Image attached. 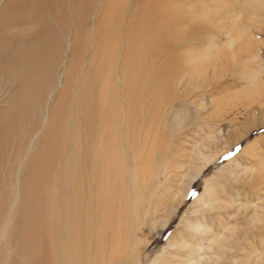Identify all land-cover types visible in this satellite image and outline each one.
I'll use <instances>...</instances> for the list:
<instances>
[{
	"label": "bare ground",
	"instance_id": "obj_1",
	"mask_svg": "<svg viewBox=\"0 0 264 264\" xmlns=\"http://www.w3.org/2000/svg\"><path fill=\"white\" fill-rule=\"evenodd\" d=\"M101 1L103 4L105 2V7L99 4ZM127 1L125 3L129 11L126 17H132H129L131 26L127 23V34L138 32L137 38L146 35V23L163 20L164 3L165 6L172 5L166 4L167 0H137L136 4H127ZM113 4V0H0V77L14 76L6 80L8 84L0 86V105H4L0 109V237L7 233L5 251L0 252V264H13V261L16 264L19 258L23 264H117L122 258L132 262H126L128 264L143 262L133 242L136 238L134 222H137L140 212L150 213L158 202L157 198L146 208L145 190L149 183L156 182V187L160 186V194L168 189L164 185L170 178L167 175L172 163L165 165L167 161L163 156L166 151L158 149L160 137L157 134L161 124L166 129L163 108L170 114L175 111L168 103L163 104L154 97L133 100L129 95L116 97L113 94L109 97L98 94L99 84L104 80L101 74L105 77L102 68H97L101 74L94 68L87 69L85 88L78 93L79 107L77 95L70 97L76 88L68 79L70 73L74 74L83 62L89 63L86 54L82 56L84 44L88 47L87 37L91 39L96 55H100V47L112 43L111 36L110 42H105L107 38L104 31L102 33L98 29L100 31L92 35L88 26L90 23L91 28L100 23L106 26L105 16L110 13ZM218 8L221 10L222 6L218 5ZM258 10L260 12V8ZM155 14H158L157 18ZM217 16L215 13L210 23L204 19L196 28L198 34L194 38L198 44L211 45L208 37L214 31L208 30L215 26ZM234 25L248 39L246 42L238 39L240 43L237 45L233 40L236 47L233 46V51V48L229 49L235 55L236 52H251L256 44L250 35L247 37V28H241L240 23ZM235 29L232 27L230 30ZM11 30H17L18 33L10 36ZM141 30H144L143 35L139 33ZM58 32L64 36L70 35L71 51L64 56V44ZM219 34L221 32L217 36ZM238 34L242 38L240 32ZM230 35L229 31V38ZM127 40L130 39L127 37ZM190 44L183 43L178 50ZM246 44L247 47L242 48ZM129 46L132 47L127 44L126 49L131 51ZM170 48L172 50L169 51H175L174 47ZM207 51L210 49L205 53ZM228 52L231 54L230 50ZM219 53L214 56H221ZM166 54V51L161 52L159 57L148 63L145 74L149 75L154 67L158 71L161 68L163 70ZM126 55L124 59L128 57ZM224 59L226 61V56ZM121 64L118 75L123 91L124 86L128 89L129 85L120 76L130 69ZM141 69L136 70L140 72ZM58 80L63 85L60 89L55 85ZM11 84L14 89L9 87ZM37 93L47 94L46 114H42V118L32 109L34 107L30 102ZM118 97L120 99L117 100ZM67 107L69 111L65 112ZM32 111L34 114L31 116L36 115L34 118L29 116ZM64 112L68 115L65 120ZM21 124L25 127L18 133L20 129L16 128ZM61 126L69 128L60 129ZM33 144L35 148L27 159V151H22L26 145L30 148ZM173 151L168 154V158H174L178 152L177 149ZM234 161H231L233 165ZM204 166L207 167L208 163L205 162ZM20 171L24 173V178L11 189L13 179L10 176ZM201 172L191 175L179 201L174 205V211L187 198L196 176ZM6 181L10 186L4 185ZM161 184L164 186L162 189ZM203 189L191 202V208L179 217V231L169 236L167 244L160 248L151 264H168L172 258L173 264H218L220 260L223 264H233L237 259H244L245 264H264V223L254 231L244 232L242 229L232 235L237 225L241 226L240 222L233 224L232 217L237 214L220 213L213 218L195 216L214 206L213 203L219 197L216 194V198H213L210 189L207 191V184ZM54 220L60 223L55 225ZM263 220L261 218L259 222ZM7 223L10 226L7 227ZM244 227L249 228L248 225ZM56 233H65L67 245L66 248L62 246L63 256L59 259L51 246L56 240ZM223 238L227 239L226 243ZM11 250L12 256L9 253Z\"/></svg>",
	"mask_w": 264,
	"mask_h": 264
},
{
	"label": "rangeland",
	"instance_id": "obj_2",
	"mask_svg": "<svg viewBox=\"0 0 264 264\" xmlns=\"http://www.w3.org/2000/svg\"><path fill=\"white\" fill-rule=\"evenodd\" d=\"M125 1L113 0L114 4L111 6L110 13L105 16L106 26L100 23L95 28H91L92 23L89 24L88 31L92 35L96 31L102 30V33L103 31L106 33L105 38L107 40L105 42H110L111 38L109 36H111L113 39H111L112 43L100 47V55H96L94 54L92 41L87 37L88 47L85 43L84 51L86 53L83 52L82 56L86 54L89 63L83 62L82 66L76 68L74 74L70 73L68 79L76 85L74 93L70 97L77 95L76 98L79 99L78 107L80 105V95L78 93L85 88V73L87 69L94 68L98 71L97 68H102L105 71V77L98 71L101 74V79H104L99 84L100 87L98 85V94L101 93L109 97L113 94L116 97L129 95L133 100L139 97L145 99V96L146 99L154 97L163 104L168 103L169 107L175 111L170 114L166 108H163L165 111L163 121L164 125L166 124V129L161 124V127H158L160 129L157 134L160 137L157 142L159 144L158 149L166 151L163 156V158L166 157L167 161L165 165L170 162L172 163V168H168L170 172L167 175L170 178L166 182V185H164L168 189L162 191L160 194V186L156 187V182L153 184L149 183V186L145 190L146 208L155 202L157 198L158 202L150 213H146V211L140 212L137 216V222H134L136 238L134 237L133 242L136 244L139 258L143 261L142 264H151L156 254H159L160 248L167 244V240L171 237V234L179 231L178 229L181 226H177L181 221L179 217L185 213L186 209L191 208L193 204L191 202L194 201L198 194L204 191L205 184H207V191L210 189L214 196L213 198H216V194H219L220 198L217 197L216 200H218L216 203H213L214 206L209 207L210 209L212 208L211 210L206 208L201 214H194L195 216L202 217L206 215L213 218L220 213L237 214L232 217L233 224L234 222H240L241 226L237 225L236 228L238 230L236 229L232 235L243 231L242 229H244V232L246 230L254 231L264 223V220L259 222L261 218L264 219V0H167L166 4L170 3L172 5L165 6V3L162 5L164 8L162 7L163 15L161 19L163 20L157 19L156 21L153 20L146 23L145 31H139L142 35L143 31L146 33V35L142 36L143 39L140 37L142 41L140 38H137L139 36L138 32H135V36L131 35V33L130 35L127 34V23L131 26V19L129 18L131 16L126 17L129 6L127 7ZM136 1L128 0L127 2L129 3L127 4H136ZM99 4L105 7V2L103 4L101 1ZM216 4L221 5L222 9L219 10L218 5L215 6ZM231 6L233 7L231 8ZM222 12L227 13L219 14ZM215 13L218 14L215 19V26L210 27L208 30L214 31L213 33L210 32L212 34L208 37V42H211V45L207 46V43L198 44L194 38L198 34H196V28L203 23L204 19L207 20V23H210ZM154 16L157 18L158 14ZM251 17L254 21H252ZM239 23L241 28L242 26H244L243 28H247V37L250 35V38H252V41L256 45L254 49L248 47L252 50L251 52H236V56L235 52H231L234 42L237 45L240 43L239 40L244 39V42H246L248 39L243 37L241 33L244 32L241 29L240 31L235 29L236 26L234 24L239 25ZM251 23H254L252 27ZM98 27H103L104 29ZM158 27L160 28L158 29ZM232 27L235 30H230ZM215 28L218 30L216 31ZM229 31L231 34L230 38L228 36ZM10 32V36L18 33L17 30H11ZM218 32H221L219 36H217ZM239 32L242 38H239ZM234 34L237 36H234ZM126 36L130 40H127ZM58 37L64 44V56L71 51L70 35L64 36L62 33H59ZM196 38L198 39V37ZM233 40L235 41L233 42ZM189 42H191L190 45L180 49L181 51L178 50L180 45ZM127 44L132 46H129L131 51L130 49H126ZM251 45H253V42ZM170 46L174 47L175 51H169L172 50ZM245 47H247V44L242 48ZM208 49L210 51L205 53ZM212 50L215 51L213 52ZM229 50L231 54L228 52ZM165 51L167 54L163 70L161 68L158 71L154 67L149 75L145 74L144 70L148 67V63L154 58L159 57L161 52L165 53ZM126 52H128V55H126ZM219 52H221V56H226V61L224 56L222 58L218 55L220 54ZM216 53L218 54L215 57ZM125 55L128 57L124 59ZM95 58L99 61L96 62ZM121 63L130 69L125 75L120 76L122 80L125 78L124 83L129 85L128 89L124 86L123 91L121 89L123 84L120 83L118 75ZM137 68L142 69L140 72H137ZM80 72L83 73L80 75ZM13 77H10V75L8 77H0V86L8 84L6 80L13 79ZM55 85H57L58 89L63 86L59 80ZM9 87L14 89L13 84ZM144 89L146 90L144 91ZM119 97L117 100L120 99ZM46 100L47 94L41 93H37L30 99L31 106L34 107L32 109L41 118L42 114L44 116L45 113V105L47 106ZM3 106V104L0 105V109ZM34 111L29 116L34 114ZM64 111H69L68 107ZM65 112L64 120L68 116ZM35 116L32 115L31 117L34 118ZM24 127L25 125L23 124L17 127V130L20 129L18 133ZM62 128L66 129L69 127L61 126L60 129ZM70 132L73 133V131ZM28 148L26 145L22 151V153L27 151V159L32 154L35 145L33 144ZM174 149H177L178 152L173 156L174 158H168V154ZM175 152L173 151V153ZM26 160L23 162L25 163ZM232 160H235L234 165L231 162ZM202 161L204 164L207 162L208 166L205 167ZM223 168L224 170H222ZM197 170H202V172L196 176V182L193 183L191 192H189L184 202L174 211V205L179 201L183 193L182 191L188 184L187 182L192 178L191 175L195 176L198 172ZM21 173L22 171L20 173L16 172L13 176H10V179H13L11 189L22 181L24 173ZM20 174L21 179L18 182ZM208 178L210 179L208 180ZM4 185L10 186L8 181ZM164 186L161 184V189ZM229 191H232V193H229ZM226 196L227 198H225ZM150 198L155 199L150 200ZM59 223L58 220H54L55 225ZM165 224L166 226H164ZM247 225L248 229L244 227ZM6 226H10V223H7ZM6 240L7 233L0 237V252L5 251ZM226 240H224L225 243ZM241 241L243 242V240ZM51 246L57 254V259L62 257V246L67 247L65 233H56V240L51 243ZM9 253L11 256L13 255L12 250ZM262 255V260H264V253ZM1 258L2 256H0ZM240 260L237 259L233 264H245L244 259ZM126 262L129 263L130 260L122 258L117 264H128ZM173 263L174 258L168 264ZM223 263L220 260L218 264ZM13 264H15V261H13ZM16 264H23L22 259L19 258Z\"/></svg>",
	"mask_w": 264,
	"mask_h": 264
}]
</instances>
